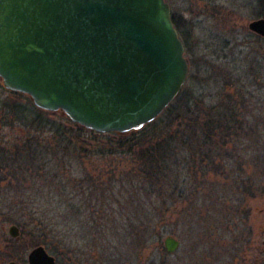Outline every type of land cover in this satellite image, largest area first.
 I'll return each instance as SVG.
<instances>
[{
    "label": "rangeland",
    "instance_id": "obj_1",
    "mask_svg": "<svg viewBox=\"0 0 264 264\" xmlns=\"http://www.w3.org/2000/svg\"><path fill=\"white\" fill-rule=\"evenodd\" d=\"M166 1L176 15L186 21L181 25L184 30L191 24L190 33L187 34L189 54L184 52L189 66L187 77L195 76L189 80L186 78L184 84L189 89L208 101L220 90L218 83L209 85L198 79L204 73H201V69L204 70L200 65L202 62L196 60V57L200 58L199 55L217 49L220 57L217 60L230 67L239 66V59L242 58V68L248 72L240 77L248 92L242 109L247 115L244 117L247 124L239 139L242 143H225L219 149L220 154L214 158L216 164L210 166L208 173L190 171L186 162L178 163L172 178L174 188L166 185L165 194L159 197L155 190L150 189L154 193L143 201L140 191L136 194V188L131 185L132 182L136 185V178L130 175L126 176L129 182L123 180L126 179L123 174L134 166L132 160L124 156L91 157L83 164L71 161L64 170L68 180L63 188L56 181L51 184L49 177L40 182L41 186L30 185L29 188H34L30 189L34 196H41L44 202L56 208L65 199L82 207L91 192H87V188L95 184V191L89 196V206L97 209L100 207L98 199L104 188L103 183H106L107 202L101 207L111 214L107 222V238L104 241L99 228V233L94 236L96 229L94 225L87 224V220L81 222L82 218L72 219L67 226V234L77 242L76 251L75 254L73 251L68 253L58 264H195L199 256H204L202 263L206 264L212 258L203 250H209L207 246L209 242L215 243L213 239L218 240L214 252L219 254L220 264H264V41L257 40L255 36L258 35L248 29L250 21L264 16L258 14L260 8L257 0ZM198 68L200 75L197 74ZM233 89H239L238 83L234 84ZM14 92L17 91L3 85L0 77L1 143L10 145L25 139L32 143H53L56 135L49 126L36 130L35 127L25 128L8 122L3 105L23 100ZM48 112L43 114L44 119L68 127L65 120L54 115L56 111ZM178 119L167 121L163 118L154 123L155 128L149 126L147 130L157 129L166 122L177 124ZM79 132L85 139H91V143H114L105 136L91 137L93 135L85 130ZM190 156L193 154H188L182 160H188ZM234 179L244 180L249 186L245 191L234 190L233 187L227 191L225 185L228 182L232 185ZM0 187L2 215L6 212L2 209L10 198L4 200V195L9 193L5 183H0ZM144 211L149 215L156 213L151 221H147L148 229L140 221L145 219ZM11 224L14 223L0 216V264L9 261L28 264L27 254L33 246H30L27 236L19 240V244H6V240L12 238L7 231ZM166 236H173L179 241L174 253L169 254L164 249L163 239ZM5 250L16 257L6 258L2 255L6 253Z\"/></svg>",
    "mask_w": 264,
    "mask_h": 264
},
{
    "label": "water",
    "instance_id": "obj_2",
    "mask_svg": "<svg viewBox=\"0 0 264 264\" xmlns=\"http://www.w3.org/2000/svg\"><path fill=\"white\" fill-rule=\"evenodd\" d=\"M248 29L264 37V17ZM188 70L166 0H0L3 85L96 132H127L153 121ZM7 231L20 236L15 224ZM163 246L171 254L179 241L166 236ZM26 259L56 264L42 245Z\"/></svg>",
    "mask_w": 264,
    "mask_h": 264
},
{
    "label": "trees",
    "instance_id": "obj_3",
    "mask_svg": "<svg viewBox=\"0 0 264 264\" xmlns=\"http://www.w3.org/2000/svg\"><path fill=\"white\" fill-rule=\"evenodd\" d=\"M257 1L260 8L258 14L264 16V6L260 0ZM171 19L183 41L184 52L189 54L187 34L190 33L191 24L186 26L188 29L184 30L181 25L186 21H182L172 7ZM255 37L257 40L264 41V38L259 35ZM204 54L199 55L200 58L196 57V60L202 62L201 68H204V70L201 69V73L204 72L203 75L198 79L204 84L218 83L220 90L217 91L216 96L208 101L204 96L195 93L184 84L168 106L153 121L138 130L96 132L71 121L62 111L54 112V115H59L61 120L67 122L68 127L64 128L44 119L43 114L49 112L37 108L28 95L14 92L20 95L23 100L20 102L11 101L3 105V113L8 115V122L25 128L33 129L35 127L36 130L49 126L52 131H55L56 136L52 139L53 143H39V141L32 143L29 139H25L20 143L6 145L7 143H1L0 140V183H5L6 191H9L4 195V200L7 201V198H10L6 203L7 206L2 209L6 212L0 216H3V220L14 223L20 229L18 239L8 238L6 244H19V240L21 241L24 236H27L31 247L44 246L48 252L55 255L56 264H58L68 253L73 251L75 254L77 242L73 241V238H69L67 226L72 222V219L77 220L78 218H82L81 222L87 220V224L94 225L96 229H94V236L99 233V228L105 241V237L108 236L106 231L109 227L107 222L111 218L107 209L101 207L106 205L108 196L107 191L104 190L106 189L105 182L100 199H98L100 207L97 209L93 205L89 206V196L95 191V184L87 188V192L90 190L91 192L87 196V203L85 202L82 207L73 202L68 203L65 199L61 205L54 208L51 207L52 204L44 202L41 196H34L30 191V189H34L29 188L30 185L41 186L40 182L47 177L50 178L51 184L56 181L62 188L65 187L68 177L64 170L71 161H79L83 164L86 159L91 157L110 158L114 155L115 157H128L134 166L123 176L131 175L136 178V185L133 182L131 185L136 188V194L138 190L140 191L139 195L143 201L149 199L154 193L150 189L155 190L159 197L165 194L166 185H171L170 187L174 188L172 178L175 176L178 163L186 162L190 171L208 173L210 166L216 164L214 158L220 154L219 149L223 148L225 143H242L241 140L239 141L240 135L247 124L244 121V117L247 115L243 113L242 109L246 103L244 98L248 92L240 77L243 73L247 75L248 72L242 68V58L239 59V66L232 65L230 67L217 60L220 58L217 55V49ZM189 63L191 65V58ZM241 69L243 70L241 71ZM199 72L198 68L197 74ZM194 77L190 75L187 79ZM236 83H238L239 89L234 90ZM163 118H166L167 121L179 119L177 124L166 122L157 129H152L155 128L154 123ZM149 126L152 127L150 131L147 130ZM80 130H85L89 135H93L91 137L105 136L106 139H112L111 141L114 143H91V139H85L80 132L78 133ZM76 133L78 134L76 135ZM188 154H193V156L183 161L182 159L188 157ZM178 155H180L179 162ZM204 167L207 168L203 169ZM123 180L128 181L127 177ZM247 180L249 181V177ZM225 186L227 191L231 189L230 187H233L234 190L245 191L249 184L246 185L244 180L234 179L232 185L228 182ZM11 193L12 195H9ZM216 206L218 207V205ZM143 213L145 219L140 221H142L143 227L148 229L147 221H151L156 213L152 215H149L147 211ZM213 241L215 243L209 242L207 246L210 247L209 250H203L212 258L210 263L206 264H220L219 254L214 252L218 240L213 239ZM5 251L6 253L2 255L6 258L16 257L9 250ZM203 257H196L195 264H205L202 263Z\"/></svg>",
    "mask_w": 264,
    "mask_h": 264
}]
</instances>
